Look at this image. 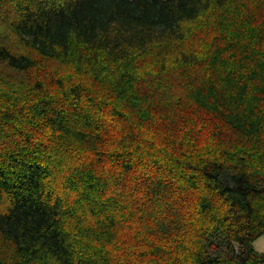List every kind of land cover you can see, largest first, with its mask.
Here are the masks:
<instances>
[{"label": "trees", "instance_id": "obj_1", "mask_svg": "<svg viewBox=\"0 0 264 264\" xmlns=\"http://www.w3.org/2000/svg\"><path fill=\"white\" fill-rule=\"evenodd\" d=\"M34 3L16 0L8 14L23 17L28 31L31 22L37 34L60 38L64 56L33 59L27 80L7 90L0 84V178L19 197L12 215L0 218V233L17 243L20 257L0 254V264H37L38 249L19 244L21 227L33 239L61 235L59 212L43 204L37 180L53 149L78 157V178L105 194L103 173H113L115 158L123 171L113 186L136 204L128 212V204L109 197L127 212L110 220L121 242L115 247L121 255L131 247L134 259L125 264H176L188 243H178L187 234L177 217L185 209L202 216L214 206L201 202L195 211L185 185L169 180L172 171L156 157L193 140L244 144L247 137L252 147L264 132V0H39L33 12ZM100 113L102 123H94ZM45 126L54 142L34 135ZM149 160L157 179L144 171ZM161 217L171 220L168 231ZM248 253L246 264H264L255 247Z\"/></svg>", "mask_w": 264, "mask_h": 264}, {"label": "clouds", "instance_id": "obj_2", "mask_svg": "<svg viewBox=\"0 0 264 264\" xmlns=\"http://www.w3.org/2000/svg\"><path fill=\"white\" fill-rule=\"evenodd\" d=\"M15 2L0 0V84L5 86V90L17 86L18 80L28 79L33 59L47 60L50 56L63 59L64 56L65 45L60 38L37 34L31 22L28 28L32 31H28L21 27L23 17L8 14ZM38 4L39 0H36L31 11L38 12ZM52 32H56L54 27ZM102 115L96 116L94 123H102L99 120ZM70 119L76 117L71 116ZM34 135L40 139L51 137L55 141L52 129L47 126L34 129ZM243 139L244 144L239 141L229 143L219 138L208 143L193 140L186 148L174 146L170 153L156 157L160 164L172 171L169 180L176 178L179 184L185 185L184 194L189 197L188 203L194 205L195 211H200L201 202L214 206L202 216L185 209L186 216L177 217V223L182 224L183 233L187 234L178 243H188L186 248L178 249L176 264H199L209 260L212 264H246L242 257H247L248 250L256 244L251 235L264 232V132L251 140L252 147H248L247 137ZM125 141L128 143L126 137ZM242 147L246 151L242 152ZM182 152L185 154L181 155ZM139 154L136 153L137 156ZM78 160L74 155L58 153L55 149L45 155L47 171L41 169L37 180L43 185L40 189L44 193L43 204L51 206L49 212H59L55 219L59 221L57 228L61 235L56 241L47 237L33 239L24 235L25 229L21 227L19 244L27 243L29 247L38 249L37 264H125L126 259H134L130 255L132 249L129 247L124 255H121L123 248L117 250L115 246L121 243L117 236L118 228L111 227L110 220L113 217L119 220L127 212H120L116 201L109 199L110 196L115 197L122 204H128V212L136 211L135 200L126 193L121 196L124 188L113 186L116 176L123 170L112 158L111 164H116V169L112 174L103 173L109 180L105 194L99 188L90 189L85 182L87 177L85 180L78 178V175H83L81 168L77 167ZM105 163L111 167L107 161ZM80 164L86 167L82 161ZM144 171L157 179L151 160ZM163 174L167 175L166 172ZM181 175L183 179H179ZM2 180L0 178V218L12 215L11 210L16 208L19 199L17 190L4 185ZM140 195L148 198L143 191ZM164 215L169 214L165 212ZM225 216L229 217L227 222ZM170 224V219L160 218L162 230L168 231ZM260 239L264 240V236ZM16 249L17 243L0 233V254L18 260ZM257 253H264V247L258 248Z\"/></svg>", "mask_w": 264, "mask_h": 264}, {"label": "rangeland", "instance_id": "obj_3", "mask_svg": "<svg viewBox=\"0 0 264 264\" xmlns=\"http://www.w3.org/2000/svg\"><path fill=\"white\" fill-rule=\"evenodd\" d=\"M264 236V235H263ZM262 237V236H261ZM260 237V238H261ZM260 238H258L255 242V249L257 250L258 248L264 247V240H261ZM264 254V253H261Z\"/></svg>", "mask_w": 264, "mask_h": 264}]
</instances>
